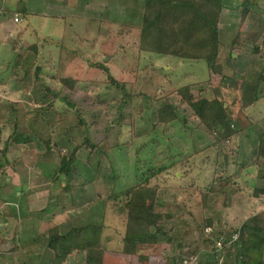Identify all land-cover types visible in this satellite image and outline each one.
Here are the masks:
<instances>
[{
	"label": "rangeland",
	"instance_id": "rangeland-1",
	"mask_svg": "<svg viewBox=\"0 0 264 264\" xmlns=\"http://www.w3.org/2000/svg\"><path fill=\"white\" fill-rule=\"evenodd\" d=\"M54 1L25 0L22 13L10 11L0 27V213L6 218L5 222H0V240L5 242L0 246V264H23L30 251L33 253L30 248L34 243L39 249L35 250L36 254L39 252L51 259L53 253L46 248L53 226L58 227L61 245L84 250H73L63 264H86L87 250L99 245L98 228L103 221L107 225L103 234L107 231L112 238L109 246L106 245L110 251L104 255L105 264H149L151 261L166 264L169 259L180 261L194 256L202 240L203 244L212 243L207 240L206 227L198 219L199 205L205 188L222 172L223 153L216 155L211 146L214 138L199 127L189 110L183 114L185 128L181 124L155 128V113L166 103L169 93L186 86L190 87L191 94L211 99L208 85L216 84L219 79L215 76L209 79L204 62L139 53L141 20L126 18L130 13H127L128 8L133 10L140 5L137 0H94L93 4L90 0ZM15 2L20 8V0ZM260 49L264 55L263 44ZM100 63L125 87L116 88L110 84L106 73L94 69L93 66ZM27 70L32 74L27 81L28 90L36 82L37 70L36 80L59 92L62 90L60 80H76L80 95L71 99L76 106L57 100L54 109L42 117V113L36 111L39 104L33 103L23 84ZM66 93L67 90L62 95ZM119 112L124 114L122 127L117 123ZM80 118L86 128L79 127ZM57 119L58 122L53 123ZM38 121L44 126L34 124ZM129 121L133 124L132 131ZM14 131L28 137L30 142L17 146L9 140ZM84 136L96 147L77 152L78 163L71 184L75 191L69 196L74 204L64 211L61 206L67 201L59 184L54 183L56 172L61 159L69 156ZM40 137H48L56 149H47ZM118 138L123 145L110 150ZM137 149L142 153L135 158ZM136 159L140 162L138 167ZM111 160L118 170L111 181L103 179L101 172L90 185L81 184L85 176V172H81L83 165L104 171L109 169ZM136 168L138 171L161 170L149 179V186L158 187L155 212L171 218H163L159 224L167 233L168 241L158 237L157 244L138 246L136 254L127 257L117 254L121 248L123 221H116L106 200L113 193L115 183L117 189L136 183ZM220 182L215 181V186L220 187L223 184ZM214 195L209 193L206 203H211ZM244 199L247 201L246 197ZM241 208L246 209L245 202L237 209L241 211ZM187 212L195 218L194 225L187 218ZM61 213L65 214L64 220L46 221ZM27 216L37 223H27ZM90 223L96 227L92 235L96 239L89 243L78 240L76 231ZM74 224H79L78 228ZM32 228L36 231L31 233ZM208 234L216 246L219 234L214 229ZM10 241L15 242L18 251L9 252ZM198 255L195 257L201 264Z\"/></svg>",
	"mask_w": 264,
	"mask_h": 264
},
{
	"label": "trees",
	"instance_id": "trees-1",
	"mask_svg": "<svg viewBox=\"0 0 264 264\" xmlns=\"http://www.w3.org/2000/svg\"><path fill=\"white\" fill-rule=\"evenodd\" d=\"M141 12H134L133 16L140 18L141 27L138 33V51L147 52L160 56H169L178 61L204 62L210 73L219 79L218 85L213 89L214 98L211 101L201 98L199 95L191 94L190 87L179 88L166 96V103L160 107L155 115L156 122L154 127L162 126L168 128L175 124H181L186 127V118L183 115L186 110L191 112L192 118L197 121L199 127L204 128L207 133L214 138L212 147L219 148L221 143H228L237 133L238 127L242 123L244 115L242 111L257 101L259 87L264 80V55L260 46H254L252 57L243 74H237L232 64V55L238 48H243V34L240 31L233 42L226 48L218 42V20L224 8V0H143ZM249 2L245 0L241 5L240 13L241 23L249 13ZM124 29H126L124 27ZM103 63L95 64L94 69L106 73L110 84L116 88H124L125 84L116 81L109 73ZM39 72L36 71L35 83L31 90H28L27 81L32 78L29 70L23 78L24 87L28 91L33 103L39 104L36 111L41 116L47 115L54 109L57 100L65 103L67 106L75 107L72 102L80 94L77 92L78 82L74 79L60 80L62 90L59 92L56 88L47 86L41 81H37ZM54 78V76H52ZM234 92V101L238 105V110L231 109L226 101V96L222 90ZM68 94L62 95L64 91ZM73 103V104H72ZM104 103V102H103ZM126 102L121 103L125 105ZM118 124L122 127L124 114L119 112ZM58 122V119L53 122ZM38 127L44 125L34 123ZM131 131L133 124L129 121ZM86 124L82 118L79 119V127H85ZM123 136V135H121ZM123 137H121L122 139ZM45 147L49 150L56 149L48 137H40ZM9 140L17 146L26 145L30 142L29 138L23 134L13 132ZM131 140V139H130ZM128 144H131L129 141ZM123 145L120 138L110 150L118 149ZM95 144L83 137L82 143H79L69 156L63 157L56 172L54 183H58L61 191L67 197V201L72 189L74 180V167L77 159L76 154L82 148L95 149ZM260 148H264V140L260 142ZM142 151H135V158H138ZM226 151L224 156L228 158ZM228 160V159H227ZM139 166V160L134 161ZM148 167V166H147ZM85 176L82 177V185H90L96 176L103 172L102 177L106 180H112L115 173L118 172L117 164L113 160L107 170L101 168H92L83 165ZM135 173L136 183L131 187L117 189V183L113 185V193L106 200L112 208L113 216L116 221H123V235L121 248L117 253L133 256L137 252L138 246L155 245L158 243V237H165L168 241L167 233L159 224L163 218H171L164 214L155 212L156 193L158 187H150L149 179L156 177L161 170L138 171ZM221 186V185H220ZM214 184L205 188V193L201 195L203 208H205L206 198L209 193L216 194L218 191L223 194L225 189H218ZM206 209V208H205ZM5 217L0 213V222H4ZM106 222H102L100 229V242L97 248L87 250L86 264H103L104 255L107 251V243L112 242L108 234L103 238V231L106 228ZM209 220L205 221V227L210 226ZM207 229V227H206ZM96 227L85 226L79 228L76 233L78 240H90ZM237 235L236 240L232 241V236ZM112 236V234H111ZM60 235L58 227H53L48 233L47 248L53 253L48 260V264H63L69 253L73 250L81 252L83 248L63 246L60 244ZM101 237L103 238L101 241ZM264 242V227L260 223L259 217H252L244 221L239 229L227 233L222 245L223 259L222 264H263L262 245ZM14 241H10L9 252L18 251L14 246ZM5 242L0 240V246ZM84 251V250H83ZM167 264H182V261L169 259Z\"/></svg>",
	"mask_w": 264,
	"mask_h": 264
},
{
	"label": "crops",
	"instance_id": "crops-1",
	"mask_svg": "<svg viewBox=\"0 0 264 264\" xmlns=\"http://www.w3.org/2000/svg\"><path fill=\"white\" fill-rule=\"evenodd\" d=\"M24 1L25 0H20L19 3L21 4H19L20 8H18L15 0H0L1 28L3 27L2 22L5 19L4 16H7L6 14H9L10 11L14 10L22 13V8L25 3ZM244 1L245 0H224V8L218 20V42L223 47L227 48L233 42L240 31L243 34V48H238V50L234 51L232 57L233 66L237 74H243L245 72L249 60L252 57L254 46L261 47L262 44L264 45V0H248L250 4L249 13L241 23V5ZM52 2L56 1L52 0ZM90 2L92 4L95 3L94 0H90ZM60 3H63V1H61ZM137 3H139L140 5H138V7L136 8H133V10H130L132 9L131 7L128 8L129 11H127V13L130 12L131 14L129 13V16H127L126 18L134 21L140 20L138 19V17L133 16L132 14H134V12L137 13L142 11L144 1L137 0ZM210 78L213 79V76H210L209 73V79ZM262 84H264V80L261 85ZM217 85L218 81L216 82V84H211V86L208 85L212 92V98L209 99V97L206 96V100L211 101L214 98L213 89L216 88ZM261 85L259 89L261 88ZM222 91L223 95L226 96L225 98L228 105H230L231 109L237 112L236 110H238V105L234 101L235 93L230 92L226 89ZM203 94H205V92ZM242 114L244 115V118L242 119L240 127H238L237 129V133L231 138L228 143H224L225 145L227 144V146L223 148V143H221L219 145V148L215 149L217 156H220L222 153L224 154V151H226L225 155H227L228 158H226L222 154V163H224L221 169L222 172L217 176L216 180L213 179L211 181V185L217 180L221 181L223 184H221L220 182L221 186L218 189L224 188L225 193L221 194L218 191L214 195V200L211 201L212 205L210 202L205 203L206 209L203 208L201 200L199 205L200 212L198 219L201 222L200 224L205 227V221L209 220L211 222V225L206 227L207 229H214L219 234L218 240H220L221 238H225L227 233H231L232 231L239 229L244 221L254 216L260 218L261 227L262 225L264 227V148H260V142L264 140V86L263 89L258 92L257 101L248 108L244 109L242 111ZM207 148H209V146ZM214 170L212 176L215 174ZM208 186H210V184ZM189 189L191 192L193 187L191 186ZM74 191L75 189L72 188L71 192L74 193ZM63 197L64 200L67 201V197L65 195ZM210 197L211 194L208 198L211 199ZM245 197L247 198V201L244 199ZM241 202H245L246 209L242 210L241 208V211H239L237 208L240 206ZM191 203L192 202L189 201L190 206L192 205ZM73 204V200L70 199V202L67 201L65 205H62L61 203V207L65 211L67 210V206H72ZM242 212L244 213V215H242ZM247 212L250 213L247 215ZM63 214H55L51 218H46V221L54 222L61 221V219L64 220L65 218L63 216L65 214ZM70 218L71 217H69V219ZM187 218L190 222L195 220V218L192 217V214H188V212ZM27 223L35 224L37 222L31 220L30 216H27ZM68 223L69 225H72V222L70 220ZM90 225L92 224L90 223ZM73 226L78 228L79 224H74ZM35 229L32 228L31 233L36 231ZM188 229H190V226ZM100 232L101 231L99 229L97 242H100ZM108 232L110 233L109 229ZM107 236L108 233L106 231L104 232L102 237L105 238ZM207 236V240L210 239L209 241H212V243L206 241L203 244L202 240L198 245L200 249H198V252H196L197 254H195L194 256L199 257L198 253L200 254L201 264H222L223 249H218L215 246V243H213V239L212 237H210V234H207ZM201 238L204 239L203 236H201ZM91 239L95 240L96 237L94 236ZM91 239L87 241V243H89ZM30 249L33 250V253H31V251L29 250L30 254L27 256V260H25L23 264H48V257H43L41 254H39V252L37 254L35 253L39 250H37V246H35V243L34 247H31ZM46 249L49 250L48 248ZM107 251H110V249L107 248ZM261 252L264 264V242ZM105 255H107V253ZM105 258L106 256H104V264L106 261ZM148 260L149 259L147 258V261ZM156 262L159 261L156 260ZM17 264H19V262H17ZM149 264L156 263H153V261H151Z\"/></svg>",
	"mask_w": 264,
	"mask_h": 264
},
{
	"label": "built area",
	"instance_id": "built-area-1",
	"mask_svg": "<svg viewBox=\"0 0 264 264\" xmlns=\"http://www.w3.org/2000/svg\"><path fill=\"white\" fill-rule=\"evenodd\" d=\"M205 232L208 234V233H211V230L206 229ZM236 238H237V235L234 234L231 239L232 241H234L236 240ZM223 242H224V238H221L220 240H218L216 243V247L218 249H222ZM181 261H182V264H198V259L195 256H189V257L183 258Z\"/></svg>",
	"mask_w": 264,
	"mask_h": 264
}]
</instances>
